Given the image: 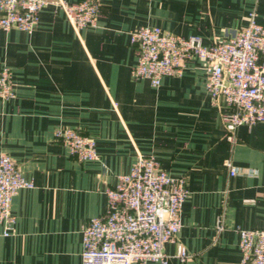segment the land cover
<instances>
[{"label":"crops","instance_id":"1","mask_svg":"<svg viewBox=\"0 0 264 264\" xmlns=\"http://www.w3.org/2000/svg\"><path fill=\"white\" fill-rule=\"evenodd\" d=\"M98 3L94 25L75 27L48 0L31 32L0 28V66L12 69L15 91L0 100V154L33 181L12 197L14 231L4 235L0 220V264H81V229L105 211L106 189L137 152L183 175L188 190L177 239L189 256L180 260L167 242L168 261L147 264H242L237 228L264 226V122L241 124L227 139L226 108L212 101L195 55L158 86L134 79L138 49L129 32L155 24L210 44L251 13L264 21V0ZM58 126L92 136L98 158L71 155L54 138Z\"/></svg>","mask_w":264,"mask_h":264},{"label":"built area","instance_id":"2","mask_svg":"<svg viewBox=\"0 0 264 264\" xmlns=\"http://www.w3.org/2000/svg\"><path fill=\"white\" fill-rule=\"evenodd\" d=\"M48 0H0V28L31 32L39 12ZM66 18L75 26L94 25L99 12L98 0H57ZM137 49L131 68L134 79L146 78L158 86L166 75H180L184 62L192 55L203 61L205 87L212 101L226 108L223 121L226 137L234 138L241 125L264 122V21L250 14L248 23L230 29L210 44L198 35H181L159 25H140L129 32ZM15 95L13 71L0 66V100ZM54 138L61 139L78 160L98 158L95 139L78 129L58 126ZM229 173L239 169L226 160ZM16 161L0 154V220L2 233L14 231L15 215L11 201L18 189L32 187ZM186 179L173 175L154 154L137 152L129 170L118 175L115 185L106 189L107 206L91 216L82 227L81 264L166 263L164 246L176 243V256H189L177 239L181 227V206L187 196ZM219 224V223H218ZM220 226V224H219ZM242 264H264V226L238 227Z\"/></svg>","mask_w":264,"mask_h":264}]
</instances>
